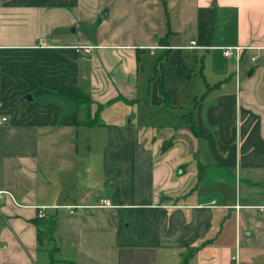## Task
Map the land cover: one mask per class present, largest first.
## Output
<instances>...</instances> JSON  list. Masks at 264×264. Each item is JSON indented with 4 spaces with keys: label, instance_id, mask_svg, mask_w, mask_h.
Instances as JSON below:
<instances>
[{
    "label": "crops",
    "instance_id": "crops-1",
    "mask_svg": "<svg viewBox=\"0 0 264 264\" xmlns=\"http://www.w3.org/2000/svg\"><path fill=\"white\" fill-rule=\"evenodd\" d=\"M263 48L264 0H0V264H264Z\"/></svg>",
    "mask_w": 264,
    "mask_h": 264
},
{
    "label": "trees",
    "instance_id": "trees-1",
    "mask_svg": "<svg viewBox=\"0 0 264 264\" xmlns=\"http://www.w3.org/2000/svg\"><path fill=\"white\" fill-rule=\"evenodd\" d=\"M163 42H166V38L161 39ZM166 44V43H164ZM160 92L161 95L163 96V106H171V102L169 100V93L167 91H164L162 87H160ZM58 94L68 96L69 98H72L77 107V111L79 112H84L85 115L78 116L79 117V122L80 123H85V124H92L95 122V118L90 115V104L92 101V98L88 92H86L83 88L78 87V89L74 92H64V91H57ZM189 116L185 118L188 120V125L189 127L198 134V130L196 129L195 122L192 120V111L190 110ZM50 223V229H53L54 226L57 223L56 218L51 219L49 221Z\"/></svg>",
    "mask_w": 264,
    "mask_h": 264
},
{
    "label": "rangeland",
    "instance_id": "rangeland-1",
    "mask_svg": "<svg viewBox=\"0 0 264 264\" xmlns=\"http://www.w3.org/2000/svg\"><path fill=\"white\" fill-rule=\"evenodd\" d=\"M150 56L152 57L153 55H150ZM202 57H204V51L200 50L199 55L197 57L199 63L203 62L202 61L203 60ZM224 57H226L225 60L228 59L229 64H232V66L234 67V65H235L234 55L224 56ZM198 70H199V68H198ZM203 73H204V75L203 74L202 75H199V72H196V74H192L191 75V77H190V85L188 86L187 95H189L192 91L195 92L196 90H199V89L201 90V92H203V90H205V87H204V85H206V84H204L205 83V80L206 79L210 80V78H212V77L209 74V71L208 70L206 72L203 71ZM196 76H199L200 78H198ZM203 78L204 79L206 78V79L203 80ZM165 110L166 111H169V112L172 111V109L170 107H165ZM188 116H189V113L187 111V112H185V114L183 115V117L184 118H187Z\"/></svg>",
    "mask_w": 264,
    "mask_h": 264
},
{
    "label": "built area",
    "instance_id": "built-area-1",
    "mask_svg": "<svg viewBox=\"0 0 264 264\" xmlns=\"http://www.w3.org/2000/svg\"><path fill=\"white\" fill-rule=\"evenodd\" d=\"M43 44H45V43H43ZM193 44H194V41H192L189 46L193 47ZM220 48L222 49V53L225 56L234 55V57L236 59H238L243 47L241 45H229V46H221ZM263 53H264V48H263ZM252 58H254V57H252ZM4 119H5L4 116H0V123ZM4 192H6V191L0 189V196ZM100 203L108 204V202L105 199H102ZM38 213H39V216H42L44 214V206L38 207ZM228 264H238L236 255H233L231 257V260H230V262Z\"/></svg>",
    "mask_w": 264,
    "mask_h": 264
},
{
    "label": "water",
    "instance_id": "water-1",
    "mask_svg": "<svg viewBox=\"0 0 264 264\" xmlns=\"http://www.w3.org/2000/svg\"><path fill=\"white\" fill-rule=\"evenodd\" d=\"M102 15H103V16L106 15V10H104V12L102 13ZM249 72H250V71H249ZM31 96H32V95H31L30 93L27 94V95H25L26 98H28V97L30 98Z\"/></svg>",
    "mask_w": 264,
    "mask_h": 264
}]
</instances>
